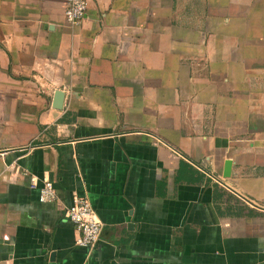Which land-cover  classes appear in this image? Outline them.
<instances>
[{
    "label": "crops",
    "instance_id": "obj_1",
    "mask_svg": "<svg viewBox=\"0 0 264 264\" xmlns=\"http://www.w3.org/2000/svg\"><path fill=\"white\" fill-rule=\"evenodd\" d=\"M86 1L0 0V264H264V0Z\"/></svg>",
    "mask_w": 264,
    "mask_h": 264
},
{
    "label": "built area",
    "instance_id": "obj_2",
    "mask_svg": "<svg viewBox=\"0 0 264 264\" xmlns=\"http://www.w3.org/2000/svg\"><path fill=\"white\" fill-rule=\"evenodd\" d=\"M88 4L86 0H68L65 16L72 26L80 25L87 15ZM40 200L43 203H53L59 200L54 183L50 180L44 182L41 189ZM66 217L77 228L76 244L85 248L95 247L103 231V223L99 219L90 200L86 196L74 194L72 205L65 210Z\"/></svg>",
    "mask_w": 264,
    "mask_h": 264
},
{
    "label": "water",
    "instance_id": "obj_3",
    "mask_svg": "<svg viewBox=\"0 0 264 264\" xmlns=\"http://www.w3.org/2000/svg\"><path fill=\"white\" fill-rule=\"evenodd\" d=\"M63 93L62 92H57L56 93V98H55V105L54 108L57 110H61L62 108V102H63ZM231 175V162L227 163V168L225 171V178H228Z\"/></svg>",
    "mask_w": 264,
    "mask_h": 264
}]
</instances>
